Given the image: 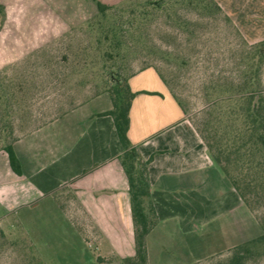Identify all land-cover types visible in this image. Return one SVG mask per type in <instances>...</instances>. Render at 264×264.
Instances as JSON below:
<instances>
[{"label":"crops","instance_id":"0c3cea01","mask_svg":"<svg viewBox=\"0 0 264 264\" xmlns=\"http://www.w3.org/2000/svg\"><path fill=\"white\" fill-rule=\"evenodd\" d=\"M0 1L6 10L0 31V76L5 78L6 92H20L21 101L28 102L14 104L19 108L17 122L24 128L12 143L20 174L13 171L7 152L0 150V229L16 227L18 220L29 221L35 251L38 241L32 237L47 236V231L58 227L89 246L93 242L105 252L103 257H134L124 148L113 117L104 115L113 109L110 94L73 106L62 101L50 109L49 120L39 121L31 97L48 89L47 67L34 66L33 60L39 52L45 53L55 38V27L47 18H35L31 5ZM216 1L249 42L264 40V32L258 33L261 26L245 28L240 19L263 18L260 23L264 24V0ZM39 8L49 16L54 12L50 4ZM129 86L138 94L130 110L128 135L147 164L150 201L158 218L147 238L148 264H160L176 236L190 237L195 224L208 227L231 213L250 211L159 73L154 68L139 71L129 79ZM100 99L104 104L98 103Z\"/></svg>","mask_w":264,"mask_h":264},{"label":"rangeland","instance_id":"374dc122","mask_svg":"<svg viewBox=\"0 0 264 264\" xmlns=\"http://www.w3.org/2000/svg\"><path fill=\"white\" fill-rule=\"evenodd\" d=\"M99 1L123 7L122 19L118 11H111L105 26L97 24L98 10L93 0H18V3L36 9L32 12L35 18H47L55 27V38L45 47V53L39 52L38 59L33 60L34 66L47 67L48 89L34 92L31 97L39 121L49 120L53 114L50 109L62 101L69 102L71 106L83 104L111 87L114 80L110 78V70L119 71L123 78H129L148 64L159 68L169 89L187 110L188 119L210 143L226 145L229 140L244 137L241 118L228 108L234 105L235 101L231 99L236 95L229 98V93L223 95L221 90H227L223 84L230 80L240 82L245 61L250 58L260 61L264 95V45L252 46L260 45L264 40L249 42L221 6L240 34L223 14L206 10L203 0ZM156 1H162L160 7L151 4ZM42 4L53 6L51 16L49 12L40 10ZM242 18L245 28L252 24L261 26L258 33L264 32V24L260 23L263 18L260 21H255L258 18L253 20V17H246L249 20ZM5 19V6L0 1V31ZM114 20L142 24L136 36L140 46L135 52L124 45L119 55V49H115L113 42L106 41L108 31L105 29L103 33L102 27L107 28ZM39 35H42L41 30ZM106 52H112L115 60H109ZM42 55L45 59L41 58ZM219 83L222 88H216ZM4 85L5 78L0 76V150L12 144L24 131L17 122L19 108L14 107L16 103L20 106L25 104L21 101L23 96L20 92H6ZM104 101L100 99L98 103L104 104ZM243 156L242 161L247 165L254 161L252 165L255 167L250 170L251 166L232 164L231 171L235 177H242V182H252L246 193L252 204V209H248L253 218L248 214L250 212L244 214L241 210L239 214L231 213L208 227L195 224L190 237L176 236L174 246L162 253L160 264H219L230 257L231 249L262 234L264 161L261 153L252 155L248 152ZM253 219L257 224L252 222ZM14 226L0 229V264H38L37 259H42L44 264H122L116 257H103L105 252L97 249L93 242L89 246L79 236L60 231L58 227L47 231V236L32 237L38 241L37 252L30 240L32 230L29 221L19 223L18 220ZM248 264H264L263 246L253 251Z\"/></svg>","mask_w":264,"mask_h":264},{"label":"trees","instance_id":"16d2710c","mask_svg":"<svg viewBox=\"0 0 264 264\" xmlns=\"http://www.w3.org/2000/svg\"><path fill=\"white\" fill-rule=\"evenodd\" d=\"M93 1H95L98 10L97 19L95 18L97 24L105 26L104 24L109 21L107 17L111 11H118L121 14L122 19L123 13L125 12L123 7L106 5L99 0ZM203 1L205 3L203 7L206 10L209 9L210 11L212 10L223 14L226 21L232 25L231 20L227 17L215 0ZM151 4H154L156 7H160L162 1H156ZM140 24L141 23L137 24L136 22H129L128 24H125L122 20H114V22L110 23L107 28L102 27V29H104L103 33L105 29H107L106 31L108 32H106L105 35L106 41H112L115 49H119L118 54L121 55L120 52L124 45L130 46V49L134 52L138 49V46H140V41L136 37L139 35L138 33L141 29L142 24ZM126 27L127 29H125ZM233 27L235 28V26ZM237 33L240 34L238 31ZM99 43H101V40H99ZM263 45L264 42L260 43V45L252 46L256 47ZM106 53V57L109 60H115L116 56H114L112 52ZM244 65V70L242 72L243 76L241 77L242 79H240V82L236 83L235 81L230 80L223 84L227 87V90L225 92L221 90L223 95L229 93V98H233L234 95H236L235 99H231L235 101L234 105L232 104L228 108L230 112L236 113L241 118L244 137L240 139L235 138L233 141L229 140L226 145H224L221 143L212 144L209 142L208 138L202 134V132L199 131V134L205 141L215 162L220 166L221 170L228 178L231 186L238 192L246 207L252 209V204L250 203V199L246 193V190L252 186V182H242L240 180L242 177H235L231 171L232 164L241 165L242 167L251 166L250 170L255 167L252 165L254 161H252L249 165H247V162L242 161V157H244L243 154L245 155L248 152L252 155H255V153H261L262 161H264V95L259 70L260 61L247 58ZM147 68H154L169 88L165 77L159 72V68L146 64L140 71ZM109 73L110 78L114 80V84L105 89L103 92H98L95 96L103 93H109L112 99L113 109L106 112L104 115H110L113 117L117 135L124 148L122 164L125 168L130 184L136 244L135 256L132 258L119 259L118 262L122 264H148L147 238L157 225L158 218L150 201L151 187L147 177V164L142 161L139 153L133 147L128 135L130 128V110L132 102L138 94L132 92L129 86V79L137 72L131 74L129 78H123L119 71L112 72V70H110ZM216 88H222V85L219 83ZM172 95L180 104L184 113L187 114V110L181 104L177 96L174 93H172ZM1 150H5L7 152L13 171L20 174V164L12 144ZM233 157L235 158L232 159ZM260 227L262 234L231 249L230 257L226 261L219 264H248V260L252 257L253 251L259 247H264V226L260 225ZM2 236L4 237L3 233ZM37 261L38 264H44L42 259H37Z\"/></svg>","mask_w":264,"mask_h":264}]
</instances>
